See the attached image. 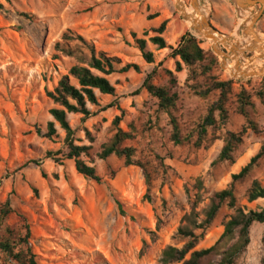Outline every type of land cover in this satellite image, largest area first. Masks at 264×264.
Masks as SVG:
<instances>
[{
	"label": "rangeland",
	"instance_id": "obj_1",
	"mask_svg": "<svg viewBox=\"0 0 264 264\" xmlns=\"http://www.w3.org/2000/svg\"><path fill=\"white\" fill-rule=\"evenodd\" d=\"M199 1L201 8L208 9L212 26L223 36L236 39L242 16L232 1ZM182 2L193 10L192 0ZM177 5L176 0H0V202L11 199L13 203L11 227L19 228L22 217L27 220L32 250L40 264H161L166 248L184 246L176 236L185 215L192 211L196 195L202 196L196 208L202 222L213 195L226 190L233 175L264 146V104L258 99L255 120L261 133L248 134L235 153L234 164L212 166L222 151L221 140L209 149L172 143L168 117L159 113L157 101L142 89L147 74L162 63L161 76L156 79L162 86L168 83L163 70L175 73L181 98L179 122L183 135L193 134V141L198 123L216 100L195 96L186 85L187 69L176 72L179 59H171L170 50H159L149 41L163 22H168L163 35L168 46H176L187 32L195 35ZM260 10L261 5L254 12ZM155 15L156 19L149 20ZM256 31L264 35V13ZM68 32L83 36L98 52L120 58L122 66L136 64L141 68V73L132 70L111 76L116 95L98 94L99 106H89L90 117L68 116L76 144L93 147L91 157L84 160L97 169L101 183L78 174L74 161L65 158L66 134L59 126L55 139L45 137L55 107L48 93L75 65L67 57L56 59L55 46ZM134 35L148 41V50L155 57L153 65L143 59ZM198 39L204 42L201 47L206 52L217 56L211 41ZM218 59L215 74L232 80ZM263 79L234 80L244 82L235 84V93L242 85L251 93L261 90ZM248 81L251 83L246 84ZM72 83L77 85L74 80ZM230 113V122L219 131L210 129V137L241 131L244 118L234 106ZM118 117L123 118V131L135 129L136 140L127 145L137 149L138 159L149 162L151 189L140 168H127L116 157L108 161L98 158L102 146L116 133ZM199 180L204 184L201 192L196 188ZM254 180L264 187V160L236 191L241 206L261 212L264 200L249 203L245 197ZM232 215L225 206L198 250L215 245ZM250 240L237 264H264V224L252 226ZM0 264H4L1 259Z\"/></svg>",
	"mask_w": 264,
	"mask_h": 264
},
{
	"label": "trees",
	"instance_id": "obj_2",
	"mask_svg": "<svg viewBox=\"0 0 264 264\" xmlns=\"http://www.w3.org/2000/svg\"><path fill=\"white\" fill-rule=\"evenodd\" d=\"M24 17L33 19L24 14ZM158 16H151L154 20ZM168 22H163L155 29L156 36L150 38V43L159 50H170L171 59H179L176 63V72L181 73L186 68L189 72L186 85L197 97L204 101L216 100L209 104L207 115L197 125V137L193 141V134L184 136L179 122L180 93L179 82L174 72L163 70L168 78L167 85H157L156 79L161 76V63L151 73L147 74L142 89L157 101L158 111L168 117L173 134L172 143L183 145L193 143L197 149H209L216 141H223V148L213 163V167L222 164L235 163V153L245 143L250 132L261 133V128L255 120L258 113L255 99L264 104V88L251 93L244 85L235 93L234 80H222L215 74L219 66V59L212 52H206L201 46L204 43L190 32L185 33L176 46H168L163 35L167 31ZM137 48L147 64L153 65L155 57L148 50V41L139 39L134 35ZM56 59L67 57L75 61L69 73L61 78L57 87L48 93L49 99L55 107L50 114L53 122L47 127L46 138L53 140L58 136V126L66 134L67 154L65 158L74 161L78 174L88 180L101 183L102 178L97 169L90 166L84 157L90 158L92 146L77 145L75 131L70 125L68 116L71 114L82 115L88 118L92 115L89 106L98 107V94L115 96L116 88L109 78L115 74H124L130 71L141 73V68L136 64H126L118 57L110 56L105 52H98L95 45L88 42L83 36L72 32L66 33L62 41L55 46ZM122 68H119L121 67ZM75 81L77 85L73 84ZM251 81L246 82L250 84ZM264 87V79L262 80ZM235 107V112L244 118L245 125L239 132H228L225 136H209V130L219 131L231 120L230 107ZM122 117L116 118L114 127L116 133L112 139L102 146L98 155L99 160L108 161L112 157L124 161L125 167H138L145 176L149 189L153 185V176L149 162L137 158V149L128 146V142L136 140L135 129L125 132L120 128ZM91 143L94 139L88 133ZM264 160V146L252 158L250 163L240 173L233 175L229 187L217 192L211 199V204L205 212V219L199 222L196 208L202 201V196L197 194L193 202L191 213L185 215L183 225L180 227L177 238L184 243L182 248H166L160 260L161 264H237L250 245V231L254 224H264V208L261 212L250 211L239 203L237 186L246 182ZM197 190H204L201 180L197 182ZM249 203L264 200V187L259 180H254L246 192ZM233 211V215L223 224L224 233L221 238L208 249L198 250L205 239L207 232L217 220L224 207ZM15 213L11 199L0 202V259L4 264H40L31 246L32 233L27 220L22 217V225L13 228L9 225L10 217ZM160 228V226H158ZM220 259L219 261H217Z\"/></svg>",
	"mask_w": 264,
	"mask_h": 264
},
{
	"label": "water",
	"instance_id": "obj_3",
	"mask_svg": "<svg viewBox=\"0 0 264 264\" xmlns=\"http://www.w3.org/2000/svg\"><path fill=\"white\" fill-rule=\"evenodd\" d=\"M199 0H192V9L193 14H184L182 13V17L186 22H190L192 24V30L198 34L195 36L197 38L202 37L204 40H212L214 45L212 46L213 52L221 59L222 69L227 71L228 65L233 62L236 63V70L233 73H230V77L235 81H244L249 75V70L243 71L240 69L246 63L243 60L235 61L233 57H236L237 53H242L245 57V60L252 61L254 58L258 60H264V39H262V35L255 33L253 29H247L242 26L240 32L236 39L223 36L220 34L211 24L210 20H205L201 24L195 20L194 15L200 14V9L198 7ZM233 5L236 7L237 11L241 16H243V12L250 8H257L259 5L262 6V10L257 12V21L262 17L264 13V0H231ZM178 6V5H177ZM179 9V7H178ZM180 10V9H179ZM215 35H219L224 40L221 45H218L217 38ZM201 39V38H200ZM235 43V44H234ZM224 57V60H223ZM226 57V59H225ZM228 58V59H227ZM254 75V74H253Z\"/></svg>",
	"mask_w": 264,
	"mask_h": 264
},
{
	"label": "bare ground",
	"instance_id": "obj_4",
	"mask_svg": "<svg viewBox=\"0 0 264 264\" xmlns=\"http://www.w3.org/2000/svg\"><path fill=\"white\" fill-rule=\"evenodd\" d=\"M177 1V4L179 6V8L181 9V12L184 14H193V10H190L187 8V6H185L182 2V0H176ZM200 1H198V7L200 9V14L198 15H194L195 17V20L198 21V23H202L203 21L205 20H209L208 19V16H209V11L208 9L206 8H201L200 7V4H199ZM254 9L255 8H250V9H247L243 12V16H242V20H241V23H242V26L247 28V29H253V31L255 33H257L255 31L256 29V21H257V13L254 12ZM253 10V11H252ZM188 23V26L189 28L192 30V24L190 22H186ZM193 31V30H192ZM194 32V31H193ZM195 35L198 36L197 33H195ZM261 35V34H260ZM218 42L217 44L218 45H221L222 41L224 40L222 37H220L219 35H215ZM262 37V39H264V35L260 36ZM199 38L202 39V37L199 36ZM204 40V39H202ZM207 41H211L212 43V46L214 45V42L212 40H207ZM235 44V43H234ZM222 59V57H221ZM226 59V57H225ZM228 59V58H227ZM233 59L235 61H241V60H245V57L242 53H237L236 54V57H233ZM223 60H224V57H223ZM247 63L240 69L243 70V71H248L249 70V75L247 76L246 80L248 79H254V78H264V60H258L257 58H254L252 61L250 60H246ZM227 67V71L229 73H234L235 70H236V63L233 62L232 64L226 66ZM254 74V75H253Z\"/></svg>",
	"mask_w": 264,
	"mask_h": 264
}]
</instances>
